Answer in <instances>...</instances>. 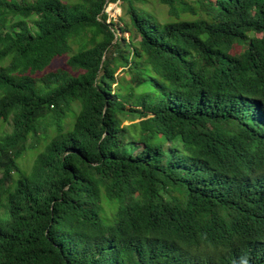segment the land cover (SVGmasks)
I'll return each mask as SVG.
<instances>
[{
  "label": "trees",
  "instance_id": "16d2710c",
  "mask_svg": "<svg viewBox=\"0 0 264 264\" xmlns=\"http://www.w3.org/2000/svg\"><path fill=\"white\" fill-rule=\"evenodd\" d=\"M157 2L0 0V264H264V0Z\"/></svg>",
  "mask_w": 264,
  "mask_h": 264
},
{
  "label": "rangeland",
  "instance_id": "374dc122",
  "mask_svg": "<svg viewBox=\"0 0 264 264\" xmlns=\"http://www.w3.org/2000/svg\"><path fill=\"white\" fill-rule=\"evenodd\" d=\"M150 4L148 5L150 10H154L157 14V18L158 20L163 23L164 21L169 20L168 18V13H167V8H165L164 6H162L161 4H159L157 2V0H147ZM121 2L117 1L116 3H110L108 4L107 8H106V12L109 15V18L113 19L114 22H119L120 17L122 16V10H121ZM124 36L126 38H128V34H124ZM77 46L73 45V49L76 50ZM242 51L241 48H233L231 50L232 54H239ZM62 61V60H56L53 63V66H49V68H56L58 65V63ZM0 123L3 124L2 121H0ZM126 125L128 124V122L125 123ZM11 127L8 124H0V136H2V134L6 131H10ZM43 144L44 142H42L39 145H36L34 151V153H29L27 156H25L24 158H22L19 161V165L22 169L23 172L25 173H29L30 169L32 167L33 161H34V156H35V152H38L39 150L43 149Z\"/></svg>",
  "mask_w": 264,
  "mask_h": 264
},
{
  "label": "clouds",
  "instance_id": "9594fccd",
  "mask_svg": "<svg viewBox=\"0 0 264 264\" xmlns=\"http://www.w3.org/2000/svg\"><path fill=\"white\" fill-rule=\"evenodd\" d=\"M234 259H236V258H234ZM234 259H233V260H234Z\"/></svg>",
  "mask_w": 264,
  "mask_h": 264
}]
</instances>
